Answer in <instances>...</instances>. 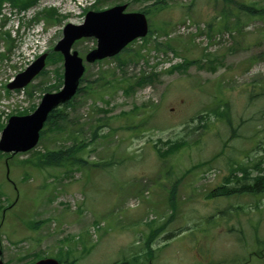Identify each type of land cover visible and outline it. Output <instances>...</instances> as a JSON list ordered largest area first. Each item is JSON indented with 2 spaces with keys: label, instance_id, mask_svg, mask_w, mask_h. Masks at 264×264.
Segmentation results:
<instances>
[{
  "label": "rangeland",
  "instance_id": "1",
  "mask_svg": "<svg viewBox=\"0 0 264 264\" xmlns=\"http://www.w3.org/2000/svg\"><path fill=\"white\" fill-rule=\"evenodd\" d=\"M40 1L57 2L69 16L49 22L41 13L32 20L30 14L20 23L9 7L0 12V114L31 113L43 94L62 86L63 60L55 57L24 88L6 90L33 58L54 47L65 23L81 20L70 11L83 0ZM236 1L242 0H100L94 5L101 10L127 3V12L150 7V35L119 53L123 64L115 56L85 61L96 47L94 37L72 46L85 71L77 96L63 109L65 128L78 129L84 143L93 139L83 153L87 164L64 174L61 168L21 163L35 151L70 144L65 134L49 131L27 152L8 159L0 155L3 263L29 264L34 254L54 258L60 249H73L69 260L75 258V264H116L134 253L145 262L149 230L162 224L152 242L153 264H264V245L258 243L264 242V196L205 197L231 174L244 177L238 166L247 168L250 183L264 173V17L241 16L242 25L234 29L231 16V28L223 29L220 13L227 6L234 9ZM244 1L264 7V0ZM164 41L176 52L156 48L155 42ZM184 61L189 64L179 71L169 69ZM141 76L151 81L135 85ZM106 81L115 87H97ZM214 109L221 111L219 118ZM1 125L0 120V135ZM177 140L182 146L160 157L155 148L167 150ZM175 182L171 212L168 193ZM242 183L231 178L229 185Z\"/></svg>",
  "mask_w": 264,
  "mask_h": 264
},
{
  "label": "water",
  "instance_id": "2",
  "mask_svg": "<svg viewBox=\"0 0 264 264\" xmlns=\"http://www.w3.org/2000/svg\"><path fill=\"white\" fill-rule=\"evenodd\" d=\"M126 5H116L102 11H88L79 25L67 23L63 36L54 47L63 55V87L58 92L46 93L38 107L25 116H11L2 130L0 151L5 153L25 152L38 142L48 114L59 104L69 101L76 93L79 79L84 72L83 60L77 51L71 52L73 43L83 37H95L97 46L85 55L87 62L111 57L120 52L132 40L147 33V20L143 13L124 12ZM47 54L40 55L23 72L8 83L9 89L27 85L45 66ZM0 264L3 262L0 260ZM34 264H59L55 259L45 258ZM67 264V263H64Z\"/></svg>",
  "mask_w": 264,
  "mask_h": 264
},
{
  "label": "trees",
  "instance_id": "3",
  "mask_svg": "<svg viewBox=\"0 0 264 264\" xmlns=\"http://www.w3.org/2000/svg\"><path fill=\"white\" fill-rule=\"evenodd\" d=\"M4 0H0V4L1 2H3ZM10 1L12 5L19 7V8H25L28 7L29 5L33 4L34 2H36L37 0H7ZM100 1V0H99ZM98 1V2H99ZM227 1H235V0H227ZM157 3V2H156ZM156 3H154L153 5H155ZM234 9L230 8V7H226L222 9V12L220 13V18L223 19L222 21V27L223 29H230V26L228 25V19L231 18V16L234 17L233 22H232V28L237 29L238 27H240L242 25V18L241 16H243L244 18L247 19H251L254 17H264V7L262 6H257L254 2L252 1H236L233 2ZM95 10L100 9L97 6L93 7ZM142 13H144L147 17H149V15L151 14V10L150 7L147 9H144L141 11ZM41 15L47 19L49 22H53V21H59V16L56 12L55 9H46L44 10ZM228 21V22H227ZM169 23V22H167ZM208 28L212 29V24H208ZM165 33H167V31L165 30ZM6 36H8V38L10 37L8 33H6ZM10 39V38H9ZM155 46L157 49H169L172 50L174 53L176 52L175 47L173 46L172 43L168 42V41H164V42H155ZM125 51V50H124ZM123 51V52H124ZM55 57H58L59 59L61 58V56L59 54H55L54 52L50 51L49 52V59L51 58V60ZM121 56L119 55V63L123 64L124 63V58H120ZM189 63L187 61H184L182 63L176 64V65H172L170 70L173 71H179L181 68H184L188 65ZM154 76V74H152ZM60 76V75H59ZM151 81V77H144L141 76L134 84L135 85H141L145 82H149ZM61 83V80H59V83L57 85H54V87H59ZM106 84H110V86L108 87H115L114 83H110L109 81H106V83L103 84H98L97 87H104L106 86ZM90 91H92V93H96V90L93 88V86H90L88 88ZM132 91V84H129L127 86V91ZM78 92V91H77ZM72 104V101H69L67 103H65L64 105H62V107H59L53 111L50 112V114L48 115V118L46 120V123L44 124L43 129L40 132V140L43 139V137L46 135V132L49 131V133H53V134H60V136L62 134H65L63 136V140L70 142L69 145L64 146L65 144H62L61 146L55 148V149H46L44 152H34L35 154L30 157L27 158L25 160H22L21 163H25V164H31L34 167L37 168H61L64 170V174H68L71 173L73 169H77L79 167H83L85 164H87L86 160L83 158V153L85 148L92 142V140L88 141L87 143H84L82 140L79 139V132L78 129H73V128H65V124L66 122V116L64 115V111L63 109H65L67 106H70ZM215 112H217L216 114H219L217 117L219 118L221 111H219L218 109H214ZM28 111H23L19 114H25ZM125 114V112L123 113V115ZM223 116L228 118V123H230V119H229V115L228 113L225 111V113L223 114ZM99 122L103 123L102 120H98ZM205 126V125H204ZM101 127V124H99L94 130H93V137L96 135V131L97 129H99ZM61 131V132H60ZM65 132V133H64ZM48 137V136H47ZM183 144V141L181 140H177L170 148L166 149H159V148H155L156 151L159 153L160 157H167L168 155L172 154L173 152H175L177 149H179ZM155 147V146H154ZM0 155H2L0 153ZM204 163V162H203ZM207 162H205L204 164H206ZM104 164H108V163H103ZM94 166H97V164H93ZM259 165H257L255 167V169H258ZM234 169V168H233ZM236 169L241 170L244 173V177H237L235 175H230L228 176L225 180V183L222 184L221 186H218L216 188H214L211 193L208 192V194H206V198L210 199L211 197H217L219 195L224 196V195H229L230 192H249V193H254V194H259V195H263L264 196V173H259V175L257 176H253V182H247V174H246V170L247 168L245 167H241L238 166L236 167ZM262 171V170H261ZM259 171V172H261ZM28 173L25 171L24 177H27ZM232 179H235V181H244V183H242L239 187L236 186H229V183ZM175 190H176V182L171 186V188L169 189V193H168V203L171 209V212L175 211L176 208V194H175ZM172 220V215L169 217L168 221ZM151 224V222H150ZM30 228L34 229L37 225V223L34 222H29ZM163 232V227L162 224L156 225L152 228H150L149 230V235L146 237V240L144 242V247L146 249V255H147V259L145 260V262H140L139 261V254L138 253H134L132 254L130 257H124L121 260H119L116 264H145L147 262H149L150 260L153 259V248H152V242L153 240L159 236L161 233ZM67 240H70L67 239ZM258 243H261L264 245V242L259 241ZM83 248H85V245L83 243ZM73 249H68V250H62L61 249L58 251V253L55 254L54 258H56V260L58 262H67L69 264H75V262L77 260L72 259L69 260V258L72 256V251ZM33 257V261L29 262V264H32L36 259L41 258V256L34 254L33 256L31 255V258Z\"/></svg>",
  "mask_w": 264,
  "mask_h": 264
}]
</instances>
